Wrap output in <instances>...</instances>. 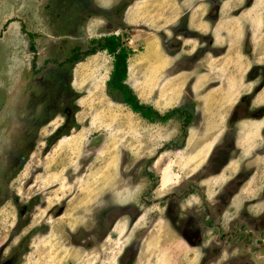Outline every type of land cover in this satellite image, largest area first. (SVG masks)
<instances>
[{"label": "flooded vegetation", "instance_id": "af4514ba", "mask_svg": "<svg viewBox=\"0 0 264 264\" xmlns=\"http://www.w3.org/2000/svg\"><path fill=\"white\" fill-rule=\"evenodd\" d=\"M187 1H179L184 4L171 36L161 34L173 60L171 72L184 76L186 89L191 92L188 104L192 111L180 108L185 114L184 130L174 147L182 149L185 137L190 138L189 123L193 130L203 131V138L210 130L208 139L212 143L206 159L192 172L180 175L161 194L157 193L164 188L160 172L148 168L142 173L122 167L115 173L117 181L111 189L99 195L89 208L73 214L79 228L77 232L66 229L65 243L68 233V241L88 255L110 240L120 247L112 253L115 264H153L141 260L147 258L149 247L153 252L150 242L156 234H151L161 223L168 231L167 237L180 241L195 264H264V0ZM202 5L199 20L191 28V16ZM215 63L227 68L226 77L213 75L205 90L198 92L195 87L199 75L215 73L211 67ZM217 89L220 94L212 102L207 95ZM215 101L220 103L216 107ZM60 112L65 116L64 124L56 131L66 125L67 103L52 115ZM42 126L34 130L37 138L30 152ZM95 146L97 140H91L89 149ZM30 152L16 154L0 166L4 168L0 171V216L9 213L8 223L4 222L7 226L2 228L10 225L6 236L0 233V264H23L33 233L40 230L36 226L33 233L24 234L25 228L35 211L48 202L47 188L25 202L21 201V191H17L15 181ZM92 154L84 156L83 164L91 162ZM41 170H30V177L21 182L23 189L36 185ZM68 174L66 169V183ZM70 198L65 196L49 211L56 210V216L65 214ZM9 201L15 213L4 208ZM13 216L14 220L9 221ZM157 245L154 250H158ZM101 251L99 257L104 258ZM182 254H173L172 258L179 264H193Z\"/></svg>", "mask_w": 264, "mask_h": 264}, {"label": "rangeland", "instance_id": "374dc122", "mask_svg": "<svg viewBox=\"0 0 264 264\" xmlns=\"http://www.w3.org/2000/svg\"><path fill=\"white\" fill-rule=\"evenodd\" d=\"M133 1L0 0V166L16 154L26 153L28 144L37 133L34 129L37 125H43L38 131L35 148L15 181L19 187L17 191H21L22 202L42 188L48 190V202L35 211L25 228L24 234L33 233L32 228L36 226L40 230L33 233L23 264H115L112 253L120 249L119 243L108 240L98 251L95 250L94 254L88 252V255H85L83 248L74 247L68 241V233L65 243L66 229L71 228L77 232L79 228L73 214L79 212L80 208H89V204L96 201L99 195L111 189L113 182L117 181L115 173L122 167L142 173L149 168L162 174L164 167L172 163L173 172L179 177L183 176L195 158V141L200 140L203 131L193 130L190 123L187 126L190 138L185 137L182 149L174 147L184 130L182 124L185 122V114L180 108L190 113L192 111V106L188 104L191 92L186 89V78H173L170 76L172 74H168L166 79L164 72L161 81L165 82H157L162 73L159 78L152 79L153 83L147 84L151 80L148 76L160 69L153 62L155 56L152 52H136L137 56L133 53L128 63L142 64L138 69L142 80L137 81L140 94L146 95L155 104L158 102L163 113L177 109L175 116L166 122L148 120L123 103L119 92L109 93L107 80L113 69V57L107 55L105 50L77 63L73 75L72 70L60 66V61H64L74 47L79 45L83 49L89 48L93 39L113 34L118 27H126V11H131L130 20L136 23L135 29L141 28L142 23L136 22L143 15L140 7L151 2L159 6L161 0H142L141 3ZM130 41L133 42L131 38ZM32 43L36 47L34 51L31 49ZM9 54L12 57L16 55L18 59H10ZM155 59L159 60L157 57ZM211 67L215 73L199 75L198 92L205 90L213 75L226 77V67L218 63ZM69 86L74 92L69 93ZM75 94L78 97L73 99ZM68 99H73L77 106L74 113L76 126L66 128L60 140L48 152L44 151L46 139L64 124L65 116L61 112L57 116L52 113L54 110L60 111V107L63 109L66 103L69 107ZM48 106L51 110L49 113L46 110ZM224 117L225 114L221 116ZM42 122L44 124H40ZM101 133L104 135L103 145L89 149L91 140ZM26 135H30L29 142H24ZM91 151L95 153L94 160L87 165L83 164L84 156ZM149 160H152L151 164ZM33 167L42 170L35 179L36 185L25 190L21 182L30 177ZM66 169L69 172L67 183ZM83 170L87 173L82 174ZM170 173L173 182L163 189L159 188L158 194L176 183V176L171 170ZM65 196L71 197L67 203V212L56 216V210L49 209L56 202L62 203ZM4 208L15 213L10 201ZM8 216L9 213L0 216L1 235L4 233L6 236L10 230L9 224L2 228L7 226L4 222L8 223ZM14 218L10 217L9 221ZM155 228L151 235L156 236L150 242L153 243V252L150 253L149 247L147 258L142 259V262L179 264V260H174L172 256L182 252L181 257L195 264V259L188 258L190 256L180 241L167 237L168 231L161 223ZM156 243L158 250H154ZM99 251L104 252V258L99 257ZM106 255L112 256L110 258Z\"/></svg>", "mask_w": 264, "mask_h": 264}, {"label": "crops", "instance_id": "0c3cea01", "mask_svg": "<svg viewBox=\"0 0 264 264\" xmlns=\"http://www.w3.org/2000/svg\"><path fill=\"white\" fill-rule=\"evenodd\" d=\"M144 1V0H143ZM135 0L133 1L134 3L136 2H143ZM180 0H161L159 2V6H157L158 3H149L145 6L140 7V12L143 13V15H141V18H139L136 22H140L141 24V28L139 29H135V25L136 23L132 22L131 19V11H126V13L128 12V14H126L125 17V23H126V27H118L117 31L113 34H120L122 32H127L128 33V38H131L133 40V44L136 45V47H134V45L130 44V47L133 48L134 50V56H137L136 52H143V51H150L153 53V56H155V58H159V60H156L155 58L153 59V62L155 65L159 66L160 69L158 70V72L156 73L154 70V73L149 75L148 77L151 78V80H149L147 82L148 83H153L154 81L152 79H154L155 77H160L162 74V77L157 80L158 84H161L162 82L165 81H161L163 79L164 76V72L166 73V79H168V74H172L170 76H172L173 78L176 76H180L179 74L177 75L175 72H171L172 69V63L173 60L172 58H170L168 56V53L166 51L165 45L163 43V41H165L162 38V33L167 34L168 36H171V32L173 31V27H175L178 23V19L180 16V10H181V6H183L184 3H180ZM192 0H188L187 3L190 4ZM202 9H204V5L201 6V9L197 10V12H195L192 16H191V20H190V27L192 28V26L194 25L195 22H197L199 20V17L201 15V11ZM128 10V9H127ZM87 32H88V25H87ZM105 36V35H104ZM193 43V41L191 42ZM99 52H103V51H98ZM95 53V54H97ZM107 53V52H105ZM108 55V53H107ZM9 58L14 60V59H18L16 58V55L14 57H12L9 54ZM142 64L140 63H136L131 65V63H128V77H127V83L133 88L135 89L134 91L136 92V96L139 97V99L145 103V104H149L154 106L156 109H158L160 111V105L158 104V102L153 103L149 100V98L146 97V95H142V93H139V87H137V81L142 80V78L140 77V73L138 72V69L140 68ZM113 70V69H112ZM111 74V72H110ZM178 80V77H177ZM198 85L195 87V90H198ZM148 88L150 89V86H148ZM147 90V87H146ZM220 90H216L213 92H209L207 96H209V100H211L212 102L214 101V99L216 100L217 97L219 96ZM220 104V103H214L215 107ZM212 105L211 104H207V107H210ZM160 106V107H158ZM206 107V108H207ZM161 112V111H160ZM168 112V111H167ZM228 112V110H227ZM162 114L166 113V112H161ZM221 122V121H218ZM220 127H218L219 129ZM201 130V129H200ZM202 131V130H201ZM216 132V131H215ZM210 133V130L207 131V134ZM209 136H207L206 138H203L202 135L199 136L200 140L195 141V144L197 146H194V153H195V158L193 157L192 160V164L191 166L187 167V170L185 173L188 172H192L194 170V168L196 166H199L200 164H202L204 162V160L206 159L209 151H210V145L212 143L211 140L208 139ZM200 157V159H198ZM95 158V157H94ZM170 166L171 167V172L173 173V175L176 176V181H177V175L173 172V166L172 163L171 164H167L163 171H162V178H163V174L164 171L166 170V168Z\"/></svg>", "mask_w": 264, "mask_h": 264}, {"label": "trees", "instance_id": "16d2710c", "mask_svg": "<svg viewBox=\"0 0 264 264\" xmlns=\"http://www.w3.org/2000/svg\"><path fill=\"white\" fill-rule=\"evenodd\" d=\"M105 15H107V12H105ZM28 35L31 38H34V35L31 32H28ZM127 37L128 33L124 31L120 34H109L99 39H93L91 41V46L86 49H83L82 46L78 45L72 49L71 53L64 61H60V66L72 70L71 73L73 75V70L77 63L83 61L89 55L105 50L113 57V70L111 71L110 78L107 80L109 93L111 94L114 92H119L121 94L120 98L123 103L130 106L133 111L139 113L148 120L166 122L171 117L175 116L177 109L170 110L162 114L153 106L143 103L139 97L136 96L137 94L134 92L132 87L127 83L128 60L129 57L134 53L133 48H131L127 42ZM31 49L33 51L36 50L34 43L31 44ZM34 59H36V55L34 56ZM72 75L70 76L71 78ZM70 92H74V90L69 86V93ZM76 97H78V94H75L73 99ZM72 100L68 99L67 101L70 103V106H67V121L65 127H62L59 131H56L54 135L48 138L45 151H49L51 149L56 139L62 136L66 128L68 129L76 126L74 113L77 111V106L74 104V100ZM28 134H30V130L28 131ZM24 138V142H29L30 135H26ZM36 138L37 133L33 136L32 141L28 144L27 153L30 152L33 145L35 144ZM18 149L20 150L19 147Z\"/></svg>", "mask_w": 264, "mask_h": 264}, {"label": "bare ground", "instance_id": "6f19581e", "mask_svg": "<svg viewBox=\"0 0 264 264\" xmlns=\"http://www.w3.org/2000/svg\"><path fill=\"white\" fill-rule=\"evenodd\" d=\"M171 167L168 166L166 170L164 171L163 178H162V186L165 188L169 186L173 182V177L170 173Z\"/></svg>", "mask_w": 264, "mask_h": 264}, {"label": "water", "instance_id": "95a60500", "mask_svg": "<svg viewBox=\"0 0 264 264\" xmlns=\"http://www.w3.org/2000/svg\"><path fill=\"white\" fill-rule=\"evenodd\" d=\"M103 138H104V135L101 133V134H98L96 138L93 139V140H97V146H95V148H99L103 145L104 143ZM94 157H95V153L91 155V158L89 161H92Z\"/></svg>", "mask_w": 264, "mask_h": 264}, {"label": "clouds", "instance_id": "9594fccd", "mask_svg": "<svg viewBox=\"0 0 264 264\" xmlns=\"http://www.w3.org/2000/svg\"><path fill=\"white\" fill-rule=\"evenodd\" d=\"M128 39H130V38L127 37V42H128ZM128 44L130 45L131 43L128 42ZM109 78H110V77H109Z\"/></svg>", "mask_w": 264, "mask_h": 264}, {"label": "built area", "instance_id": "2783aa9c", "mask_svg": "<svg viewBox=\"0 0 264 264\" xmlns=\"http://www.w3.org/2000/svg\"><path fill=\"white\" fill-rule=\"evenodd\" d=\"M128 42H129V43H132V42L130 41V39H128Z\"/></svg>", "mask_w": 264, "mask_h": 264}]
</instances>
